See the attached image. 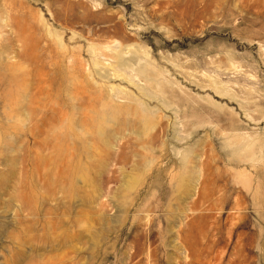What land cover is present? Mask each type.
<instances>
[{
  "label": "rangeland",
  "instance_id": "1",
  "mask_svg": "<svg viewBox=\"0 0 264 264\" xmlns=\"http://www.w3.org/2000/svg\"><path fill=\"white\" fill-rule=\"evenodd\" d=\"M0 264H264V0H0Z\"/></svg>",
  "mask_w": 264,
  "mask_h": 264
}]
</instances>
